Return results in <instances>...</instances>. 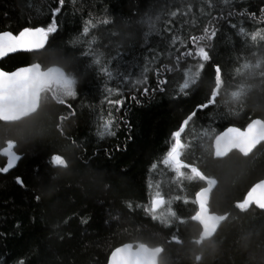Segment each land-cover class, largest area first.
I'll return each mask as SVG.
<instances>
[{
	"label": "trees",
	"instance_id": "1",
	"mask_svg": "<svg viewBox=\"0 0 264 264\" xmlns=\"http://www.w3.org/2000/svg\"><path fill=\"white\" fill-rule=\"evenodd\" d=\"M189 5L187 16H171L172 11L184 12ZM56 6L58 0H0V31L16 34L26 26H47L52 19L51 9ZM260 8H264V0H66L62 12L57 14L58 31L50 36L48 51L39 56L9 54L1 59L0 67L6 71L32 62L52 66L56 60L51 52L63 48L66 53H79L87 50L88 42L103 52L105 58L116 57L109 67L113 72L111 79L94 68H85L90 63L88 59H82L78 69H66L78 80V96L67 98L77 114L64 122V136L56 130L55 123L60 114L69 110L51 101L25 122L34 133L28 139L21 140L18 135L22 126L0 122V149L6 147L7 140H15L14 150L23 157L9 172L0 173V264H18L21 260L24 264H105L111 248L134 240L164 247V264H194L191 241L198 234L195 222L165 228L142 208L129 210L126 202L148 203V184H153L155 191L159 183L166 197L187 195L190 199L204 186L202 182L184 181L185 191L180 192L172 182L170 170L159 161L171 132L178 129L184 117L195 104L205 100L214 86L213 65L221 64L224 87L230 92L243 80L235 69L244 61L237 62L234 57L243 53L254 62L256 57L252 53L264 55V42L259 38L257 42L250 40L252 31L264 30ZM229 11H233L231 17ZM221 13L223 18L217 22L219 32L210 50L212 59L205 62L189 94L177 95L184 72L195 71L198 61L185 58L179 65L181 71L165 73L168 84L164 93L141 98L140 105L129 102L119 114L113 113L121 116L127 113L129 127L121 123L114 129L115 136L100 139L96 135L98 121L109 110L104 101L106 89L114 90L112 99L119 98L116 89L125 96L133 90H142L143 84L131 81L143 79L141 71L150 60V50L161 51L160 58L153 62L155 66L165 64L175 69L179 52L192 48L188 37L203 36L204 25ZM248 13H255V19H249ZM145 14L160 17L146 47L138 23ZM89 19L96 27L84 34L83 25ZM104 19L111 23H97ZM169 21L178 26L175 35L179 41L175 46L167 33L163 40L156 34L163 32ZM241 26L249 33L248 37L237 34ZM69 41L76 43L68 46ZM133 64L140 67H130ZM129 69L130 82L121 86L119 72L128 74ZM147 75L148 85L155 87L151 69ZM247 82L253 87L241 105L229 103L219 109L210 106L198 113V118L182 134V140L189 145L185 150L186 161L200 158L201 169L219 180L211 194L212 208L220 214L229 211L236 217L218 229L217 250L210 254L206 247L203 264H264V213L259 209L241 213L232 206L252 183L264 178V147L258 146L247 158L233 153L226 161L217 162L204 151L207 139L198 137L209 125L219 133L229 125L244 126L249 116L264 117V80L255 76ZM219 99L228 97L222 94ZM229 106L238 114H217L227 113ZM54 154L62 155L67 166L50 164V156ZM153 162L158 164L156 170H150ZM4 165L5 157L0 155V167ZM18 175L24 179L25 187L16 184ZM172 207L181 217H189L195 210L192 204L176 201ZM82 219L86 222L81 223ZM177 232L183 243H168Z\"/></svg>",
	"mask_w": 264,
	"mask_h": 264
},
{
	"label": "snow or ice",
	"instance_id": "2",
	"mask_svg": "<svg viewBox=\"0 0 264 264\" xmlns=\"http://www.w3.org/2000/svg\"><path fill=\"white\" fill-rule=\"evenodd\" d=\"M66 0H58V5L51 9V22L47 26H32L23 27L16 34L12 31H0V59L6 58L9 54L22 53L25 55L39 56L48 51L47 46L50 43V36L58 31V17L57 14L62 12V7L65 5ZM227 2V0H226ZM191 6H187L184 12L176 9L171 12L172 17L178 14L187 16L190 12ZM235 11V9H233ZM233 11L228 12V16L233 15ZM261 22H264V8L259 9ZM243 15V13H241ZM249 19H255V13L247 14ZM223 18V13L218 17H211L209 22L204 25L203 36L192 35L188 37V42L191 43L192 48L186 51H180L179 55L175 57L176 68L173 69L165 64L155 66L154 61L160 58L161 51L159 49L150 50V60L147 61L146 66L142 69L141 75L143 79L131 81L136 85L143 84L142 90L136 89L131 91V94L125 96L124 92L116 89L118 99L110 98L113 89L107 88V95L104 97L105 103L109 106L107 116H101L98 121L96 135L103 139L105 137L115 136V128H118L121 123L125 127H129V121L125 116L114 115L119 114L129 102H134L137 105L141 104V98L154 96L157 93H164L168 84V79L165 73L173 71H181L179 65L185 58H192L197 60L198 63L194 65L195 71L191 74L188 71L184 72L183 83L179 86L178 96H187L189 89L197 84L202 70L205 68V62L212 59L210 50L213 48V39L217 36L219 28L217 22ZM160 17L153 18L151 15L145 16L138 22L142 27L143 39L147 46L148 37L155 32L156 21ZM108 25L111 23L108 19L102 22ZM231 28L236 29L235 24L229 22ZM92 20H87L83 25V33L88 34L90 28H95ZM145 27L147 30H145ZM171 21L165 24L163 32L156 33L164 39V33L171 37V45H177L179 37L175 35V28ZM261 29H257L250 33V40L252 42H264V34ZM241 37H248L249 33L244 27H239L238 33ZM117 35V33H112ZM76 42L69 41L68 46H73ZM87 50L80 51L79 53H66L63 48L54 50L51 55L56 60L52 66L42 65L40 62L28 63L26 66H18L12 71H6L0 67V122L5 125H20L18 135L21 140L30 138L34 133L26 126V121L38 115L42 107L48 102H55L57 105H64L69 110L66 114H60L58 122L55 123L56 130L61 136L65 135L64 122L69 118L75 117L77 110L67 103V98H77L78 92L76 85L77 78L72 72L66 71L67 68L80 67L82 59H88L90 63L85 65L87 69H95L98 73L112 78L113 72L109 70L116 57L105 58L103 52L98 48L91 47V42ZM183 43V42H181ZM194 49V51H193ZM179 51V49H177ZM256 57L255 61L246 59L243 53L237 54L234 60L237 62L243 60L235 69L237 75L243 77V80L236 86V90L227 91L224 87L225 80L223 79L221 64L217 63L214 67V86L211 87L209 94L203 102L195 104L192 110L184 117L179 124L177 130L170 134L167 142L166 151L163 153L162 159L159 161L160 165L170 170L172 174V182L176 185L180 192L185 191L184 181H198L202 182L204 186L198 188L194 193V198H189L187 195H174L166 197V194L160 190V184L155 185L153 191V184H148L149 200L146 204L133 203L132 201L126 202V207L129 210L143 209L146 215H149L153 221H158L163 227L169 228L174 224L186 225L189 222H195L198 226V234L192 239L193 245V261L194 264H203V253L205 248L209 253H214L217 250L215 242L218 229L223 223L236 219L231 212L225 211L222 214L215 211L211 206V194L214 189L218 187L219 180L217 177L206 173L199 166L198 161L200 158H195L193 162H187L185 159V150L189 147L182 140V134L190 125L198 118V113L208 110L210 106L214 109H219L221 105H241L244 97L248 91L253 87L248 83L251 77L259 76L264 80V55L252 53ZM120 56V53H117ZM130 67H140L138 64H133ZM155 76V87L148 85L149 70ZM121 86L130 82L131 71L128 74L124 71L119 72ZM226 95L227 100L219 99L221 95ZM220 116H235L238 113L232 108L228 107L227 113L219 112ZM215 116H213V119ZM42 134V133H41ZM199 139H207V146L204 149L209 158L217 162L226 161L233 153H239L247 158L258 146L264 147V117L249 116L247 123L242 127L229 126L223 131L217 133L211 125L205 128L198 134ZM67 138V137H65ZM130 138V137H129ZM195 139V137H194ZM75 143V141H72ZM17 147V141L9 139L6 141V147L0 149V155L6 157V164L0 167V173H7L10 169L17 166L18 162L23 158L14 149ZM50 164L59 166H67L66 159L59 154L50 156ZM158 164L153 162L150 170H156ZM15 182L20 187H25V181L21 176L15 177ZM38 200L39 197H36ZM173 201L181 202L185 205L192 204L195 206L194 214L189 217H181L173 209ZM236 210L241 213H247L249 210L259 209L264 213V179H259L257 182L252 183L243 194L242 198L236 199L232 205ZM81 220V223H85ZM182 244L179 233H173L168 243ZM199 249V251H197ZM164 247L161 245L151 246L149 243L134 240L129 243H122L120 246L110 249V254L106 257L107 264H164L163 254ZM18 264H24L21 260Z\"/></svg>",
	"mask_w": 264,
	"mask_h": 264
},
{
	"label": "water",
	"instance_id": "3",
	"mask_svg": "<svg viewBox=\"0 0 264 264\" xmlns=\"http://www.w3.org/2000/svg\"><path fill=\"white\" fill-rule=\"evenodd\" d=\"M0 60H1V59H0ZM23 66H26V65H23ZM11 71H12V70H11ZM229 126H234V125H229ZM229 126H227V127H229ZM236 127H237V126H236ZM224 129H225V128H224ZM224 129H223V130H224ZM223 130H222V131H223ZM220 132H221V131H220ZM5 164H6V157H5ZM10 170H11V169H10ZM263 179H264V178H263ZM127 243H129V242H127ZM119 246H120V245H119ZM109 254H110V253H109ZM109 254H108V255H109ZM105 264H107V261H106Z\"/></svg>",
	"mask_w": 264,
	"mask_h": 264
}]
</instances>
